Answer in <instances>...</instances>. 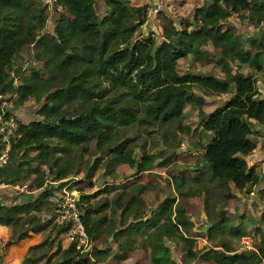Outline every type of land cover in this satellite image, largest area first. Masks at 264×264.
I'll return each mask as SVG.
<instances>
[{"label":"trees","instance_id":"trees-1","mask_svg":"<svg viewBox=\"0 0 264 264\" xmlns=\"http://www.w3.org/2000/svg\"><path fill=\"white\" fill-rule=\"evenodd\" d=\"M103 1L107 10L98 18L96 0H55L62 10L56 12L54 35L39 34V20L35 25L27 21L24 33L14 32L12 12L20 19L31 6L36 14L41 13V8L35 0L28 4L1 0V4L7 2V9L0 16V95L13 94L11 103L4 107V118L17 122L21 136L11 144L7 163L0 166V184L26 186L38 193L19 192L12 196L11 200L16 202L11 206V201L0 199V226L8 227L18 242L50 227L55 233L52 241L59 240L69 226L55 221L52 190L61 192L83 170V177L74 180L68 188L75 186L73 190L80 192L76 204L89 242L93 244L104 237L106 243L114 234L120 262L130 257L134 234L138 233L150 246L152 264H178L166 242L181 246L186 264L193 261L195 264H264V223L255 226L259 232V240L254 241L255 250L235 252L225 239L211 247L199 246L200 238L209 242L225 229L227 222L224 217H218L220 213L207 232L199 231L195 236L186 234L192 230V222L182 220L186 213L184 202L190 196H198L204 182L209 181L207 172L242 192L261 182L259 166H250L245 157L257 147L252 136L262 134L254 126L264 124V98L259 99L253 76L264 70V33L247 41L248 36L264 25V2L205 0L193 8L190 21H181L179 28L172 18L164 15L162 40L156 43L151 36H137L150 17L151 6L146 0ZM29 47L31 61L41 65L31 63L13 88H5L19 54ZM180 61L188 65L182 69ZM246 67L252 72L238 77L234 88L224 81L236 71L243 73ZM206 69L211 72L203 73ZM215 69H218L216 73ZM224 94L232 96L224 105L204 113L207 97ZM3 100L2 97L0 104ZM30 101L40 103L38 118L26 122L10 111L16 107L17 112ZM186 106L196 112L197 132L201 136L206 134L209 142L198 141L203 150L201 158H196L195 176H186L183 167V172L173 177L178 196L165 195L157 208H149L153 220L146 218L147 189L143 185L132 184L131 190L126 187L118 190L108 181L92 196L83 193L86 188L96 186L93 180L96 173L115 180L116 167L130 160L135 163L137 173L151 170L158 158L162 159L159 166L173 164L179 148L177 135L196 131L184 123L190 112H186ZM56 117L60 118L58 123L51 124ZM137 127L145 131L152 127L174 129L175 134L168 129L162 138L171 152L156 148L150 153L143 148L137 160L138 144L134 138L124 137ZM92 141L95 150L89 152ZM84 153L89 158H84ZM16 157L19 160L13 164ZM202 159L207 166H203ZM49 181L58 182L57 186L48 185ZM190 185L195 190L185 192L184 188ZM113 189L116 193L111 203L107 200L97 205L90 203L92 197ZM257 193L264 202V186ZM108 209L110 214L105 212ZM48 211L51 216L44 218L43 213ZM228 233L240 239L246 231L238 225L228 229ZM103 243L99 248L92 247L91 252L80 253L75 242L63 250L57 241L55 252L43 264L103 263L112 254L108 244L104 247ZM52 245L49 243L47 248ZM142 246L146 247L144 243ZM36 261L30 254L23 264Z\"/></svg>","mask_w":264,"mask_h":264},{"label":"rangeland","instance_id":"rangeland-1","mask_svg":"<svg viewBox=\"0 0 264 264\" xmlns=\"http://www.w3.org/2000/svg\"><path fill=\"white\" fill-rule=\"evenodd\" d=\"M21 3H30L34 0H20ZM37 7L41 8V13L36 14L33 11V7L25 10V17L23 18H16L13 12V31L18 33H24L27 31V21H31L33 25L40 21V30L39 34H54L55 35V19L57 18V11H61L62 9L57 7L56 10L53 11L52 0H35ZM133 1V0H132ZM144 0H140V3ZM150 4V17L146 21V23L138 30L137 36L142 34L143 36H151L156 43H159L162 40L161 37V26L166 22L164 17L168 16L172 18L175 22V25L179 28L181 25V21L185 23L190 21V17L192 15V10L198 5H202L205 0H146ZM137 4V3H136ZM7 2L1 4L0 0V16L5 14V10L7 9ZM6 7V8H5ZM96 14L99 17H102L104 13H106L107 7L103 0H96L95 4ZM165 15V16H164ZM234 24V23H233ZM232 24V25H233ZM19 61L16 63V66L21 65L23 66V70L21 74L25 70V66L31 63L33 65H37L39 63L31 61V48H26L25 51L19 54ZM188 65L186 61H180V67L183 69L184 65ZM41 65V64H39ZM13 67V68H14ZM248 67V66H247ZM246 67V68H247ZM244 68V71L246 70ZM181 69V70H182ZM248 72H252L251 68L248 69ZM262 73V72H261ZM244 74V73H243ZM257 81L261 78L262 74L257 73ZM17 80V79H16ZM16 80L14 84H16ZM260 93V92H259ZM4 100H6L7 104L11 103L14 96L10 92H5L1 95ZM1 97V98H2ZM40 103L39 101H30L15 113H18L24 121L28 122L33 120L37 117V111ZM209 109V113L213 110ZM190 111L189 107L186 106V112ZM188 117L185 119L184 123L190 125L191 128H196L195 134H188V135H177V140L179 142V148L177 156L174 157L173 164H169L168 166H159L158 162H161L162 159L158 158L154 162V166L151 170L144 171L141 173H137L135 163L133 160H130L128 163H124L121 166H117L115 169V180L108 177H103L100 173H96L93 177L95 183L99 180L104 179L107 184L108 181L115 184L117 189L121 188H130L132 189V184H140L144 186V189H147V193L145 194L144 198L147 203V216L146 218H150L153 220V216L149 210L150 207L157 208L158 202L165 195H173L178 196V191L174 189V181L173 177L177 176L179 172H183L186 169V176H195L198 170V162L196 158H201L202 155V146L199 144L198 141H201V144H206L209 142V137L204 135H200L197 132V127L199 126V120L196 114H193L192 111L188 112ZM153 129L149 130H142L140 128H135V131H131L128 135H124V137L129 136L134 138V142H136V155L135 158L138 160L139 153L144 148L146 151L150 153H154L157 149L166 150L167 152H171V150L163 144V136H165L166 132L169 128L165 131V128L160 127H152ZM169 132L175 134L174 129H169ZM255 136H260L258 134L253 135V139L258 140ZM171 138V136H170ZM259 144V143H258ZM90 150L89 152L95 150V143L92 141L90 143ZM261 148L264 150V143L261 145ZM99 154L98 152H96ZM258 153V152H257ZM34 154V153H31ZM179 155V156H178ZM249 157V156H247ZM245 157V158H247ZM84 158H89V154L84 153ZM134 159V161H136ZM260 162V161H259ZM256 163L259 166V173L262 175V168L264 170V164ZM248 164L250 166L254 165L253 160L248 159ZM135 166V167H134ZM204 166V165H203ZM184 167V169H183ZM188 167V168H187ZM205 172L207 171L206 168H202ZM83 170L73 176L71 178L70 183L66 185L67 192H75V196L79 199L80 192L73 186L70 190L68 187L72 186V182L74 180H79L83 177ZM207 178H209L208 182H204V185L200 189V193L198 196H190L184 202L183 206L186 209V213L183 217V221L190 220L193 224L192 230L186 234H190L191 236H195L197 232H201V228L205 226L206 222L212 223L218 217H224L226 219V224L224 225L225 229L216 233L214 238L208 242L206 239H199V246L202 248L203 246L211 247L213 246L218 240L225 239L227 242L234 247L236 250L239 247V238L231 237L228 233V229H231L236 226H241L242 229L246 231V234H249L253 237L254 241L259 240V232L255 226L260 223H264V202H262L258 198V188L264 186V180L260 182L259 185L256 187H249L246 190L237 191L234 187L227 182L226 180H219L207 172ZM58 182L49 181L47 184L50 186H57ZM103 184L102 187L105 185ZM248 189H251L248 191ZM195 190L194 186H186L184 191H193ZM97 191V187L94 188H86L83 193L92 196L94 192ZM21 192L22 194H37L38 191H32L28 187L23 186H11V185H0V199L1 202H8L11 201V204L16 202L11 200L12 196ZM53 200L55 203H58L59 198L61 197V192L57 189H53ZM116 190L113 189L108 194H102L98 197H92L90 199L91 204L97 205L99 202L108 201L111 203L114 200V195ZM230 195V197H228ZM18 201V199H16ZM107 214H110V210L108 209L105 211ZM44 218L50 217L51 214L48 211L43 213ZM130 220V219H129ZM153 222V221H152ZM263 226V225H262ZM126 228V226L124 227ZM210 228V227H209ZM208 231V228H207ZM206 231V232H207ZM258 233V234H257ZM55 236L53 229L48 228L42 233H31V236L21 240L16 241L14 235L11 233L10 229L6 226H0V256L2 259V264H23L24 259L27 256L34 255L37 259L35 264H43L50 253L55 252L57 247V241L61 242L62 249H66L68 244L65 238L62 236L60 239H55L52 241ZM135 242L133 244L134 249L131 251L130 257L132 258V264H152L151 262V250L150 246L147 241L144 240L142 236H139L138 233L134 234ZM199 238V237H198ZM104 239L102 238L101 241L94 243L95 248L101 247ZM49 243H52V247L50 249L47 248ZM142 243L145 244V248L142 246ZM39 244V245H38ZM168 246L171 248V255L174 260L178 264H186L182 260L183 252L181 246L175 245L174 242H166ZM34 246L30 251V254L27 252L29 248ZM108 246L112 250L111 256L104 262V264H121L117 259V244L113 242V240L108 243ZM93 247V248H94ZM59 255L55 256L54 259L58 258ZM53 259V260H54ZM195 264V262H192ZM188 264V263H187ZM200 264H214L213 262H201Z\"/></svg>","mask_w":264,"mask_h":264},{"label":"built area","instance_id":"built-area-1","mask_svg":"<svg viewBox=\"0 0 264 264\" xmlns=\"http://www.w3.org/2000/svg\"><path fill=\"white\" fill-rule=\"evenodd\" d=\"M5 106H7V102L3 100L0 104V166L7 163L11 144L21 136L17 122L13 119L4 118ZM66 189L63 188L61 191V197L56 204L55 221L58 224L64 223L69 226L67 231L62 235L69 244L75 242L76 248L80 253L89 252L92 249V244L89 242L80 218L81 210H79L76 204L78 199L75 196V192L68 193ZM252 250H255L254 239L251 235L244 234L240 238L237 252H248Z\"/></svg>","mask_w":264,"mask_h":264},{"label":"water","instance_id":"water-1","mask_svg":"<svg viewBox=\"0 0 264 264\" xmlns=\"http://www.w3.org/2000/svg\"><path fill=\"white\" fill-rule=\"evenodd\" d=\"M263 2H264V0H262ZM52 2V6H53V11L54 10H56V8H57V4H56V2H55V0H52L51 1ZM134 16V18H136V16L135 15H133ZM184 21H187V19H185ZM263 33H264V25L258 30V31H256V32H254L251 36H249L248 38H247V41L248 42H251L253 39H257V38H259V37H261L262 35H263ZM244 37H246V35H244ZM233 66V65H232ZM30 67V65L29 64H27L26 66H25V69H28ZM23 66H21V65H18V66H16V67H14L13 69H12V75H11V77L9 78V80L4 84V87L5 88H7V89H11V88H13V86H14V81L20 76V74H21V72H22V70H23ZM244 76V74L243 73H241V72H238V71H236L235 72V74H233L230 78H227V79H224V81L225 82H227V83H229V84H231V86H232V88H234V81L238 78V77H243ZM0 92H1V90H0ZM1 95H0V100H1ZM264 97L261 95V96H259V99H263ZM17 108L16 107H11L10 108V111H15ZM15 115L17 116V113H15ZM59 117H56V118H54L52 121H51V124H53V125H56L57 123H58V121H59ZM254 129L255 130H260L261 132H263L264 133V128L263 127H261V126H259L258 124H256L255 126H254ZM178 152V150H176V153ZM23 152H21L20 153V155L22 154ZM18 160H19V157H16V158H14V160L12 161V163L13 164H16L17 162H18ZM202 164L204 165V166H207V163L202 159ZM136 170H137V168H136ZM261 181H263L264 180V173L261 175ZM105 180L104 179H101V180H99L97 183H96V187H97V190L98 189H100V188H102V185L103 184H105ZM107 184H108V182H107ZM106 185V184H105ZM249 190H251V189H248V191ZM12 204H9V206H11ZM211 225H212V223H210V222H206V224H205V226L204 227H202L201 228V232H206L207 231V228H209V227H211ZM115 231H117V229L115 230ZM113 237H114V234H111L110 236H109V238H108V241H111V240H113ZM108 243V242H107ZM107 243H104V247H106L107 246ZM100 264H104V262L103 263H100Z\"/></svg>","mask_w":264,"mask_h":264},{"label":"crops","instance_id":"crops-1","mask_svg":"<svg viewBox=\"0 0 264 264\" xmlns=\"http://www.w3.org/2000/svg\"><path fill=\"white\" fill-rule=\"evenodd\" d=\"M248 69L249 68H246V70L245 71H243V73L244 74H246V73H251V72H248ZM218 71V69H215L214 70V73H216ZM204 72H211V70H209V69H206L205 71H203V73ZM260 74H262V76H261V78L257 81V79L259 78V77H257V73H255V74H253V76L255 77V79H256V83H255V86H256V89H257V91L258 92H260L259 93V96H263L264 97V70H263V72L262 73H260ZM231 96L232 95H230V94H224V95H220V96H213V97H210V98H206V104H205V106L203 107V111H204V113H206V111L208 112V110L209 109H212V108H217V107H220V106H222V105H224L230 98H231ZM213 109V110H214ZM212 110V111H213ZM18 114V113H17ZM193 114H196V112H193ZM261 127H263L264 128V124L263 125H261ZM262 133V132H261ZM255 138L258 140V142H257V147H256V149H254L253 151H252V153L250 154V155H248L249 157H247L246 158V160L248 161V159H249V161H250V159L251 160H253V162H254V164H256V163H258L259 161H260V163L261 164H264V150L261 148V145L264 143V133H262V135L261 136H255ZM259 143V144H258ZM258 152V153H257ZM262 170H263V168H262ZM263 172H264V170H263ZM262 172V173H263ZM188 200V199H187ZM11 204V203H10ZM60 237H62V236H60ZM60 237H59V239H60ZM64 237V236H63ZM65 238V237H64ZM104 239V237H101L100 239H98L97 241H95V242H93V247H94V243H97V242H99V241H101V239ZM109 238V237H108ZM65 240H66V238H65ZM66 242H67V244H68V246H69V242L66 240ZM107 242L108 243H110V241H108V239H107ZM107 243V244H108ZM103 245H104V243H103ZM93 249V248H92ZM92 251V250H91ZM91 251H89V252H91ZM132 262V258L131 257H129V258H127L126 260H124V261H122V263L121 264H132L131 263Z\"/></svg>","mask_w":264,"mask_h":264},{"label":"clouds","instance_id":"clouds-1","mask_svg":"<svg viewBox=\"0 0 264 264\" xmlns=\"http://www.w3.org/2000/svg\"><path fill=\"white\" fill-rule=\"evenodd\" d=\"M259 97V96H258ZM259 125V124H258ZM259 126H261V125H259ZM255 130V129H254ZM255 131H260V130H255ZM261 132V131H260ZM263 133V132H262ZM208 135V134H207ZM258 135H260V134H258ZM262 135V134H261ZM260 135V136H261ZM109 183V182H108ZM246 234V233H245ZM63 235V234H62ZM243 236V235H242ZM241 238V237H240ZM240 241V240H239ZM107 243V242H106ZM92 247H93V244H92ZM238 250V249H237ZM237 250L235 251V252H237Z\"/></svg>","mask_w":264,"mask_h":264},{"label":"flooded vegetation","instance_id":"flooded-vegetation-1","mask_svg":"<svg viewBox=\"0 0 264 264\" xmlns=\"http://www.w3.org/2000/svg\"><path fill=\"white\" fill-rule=\"evenodd\" d=\"M248 37H249V36H248ZM248 37H247V38H248ZM232 67H234V65H233ZM259 163H260V162H259ZM262 172H263V170H262ZM263 173H264V172H263ZM263 173H262V174H263Z\"/></svg>","mask_w":264,"mask_h":264}]
</instances>
